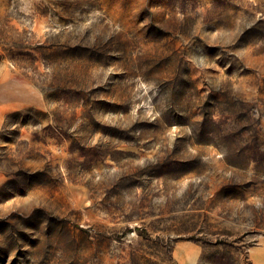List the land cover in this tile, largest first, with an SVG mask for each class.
Masks as SVG:
<instances>
[{
	"label": "rangeland",
	"instance_id": "1",
	"mask_svg": "<svg viewBox=\"0 0 264 264\" xmlns=\"http://www.w3.org/2000/svg\"><path fill=\"white\" fill-rule=\"evenodd\" d=\"M0 264H264V0H0Z\"/></svg>",
	"mask_w": 264,
	"mask_h": 264
},
{
	"label": "crops",
	"instance_id": "2",
	"mask_svg": "<svg viewBox=\"0 0 264 264\" xmlns=\"http://www.w3.org/2000/svg\"><path fill=\"white\" fill-rule=\"evenodd\" d=\"M3 113H4V111H2V112L0 111V119H1Z\"/></svg>",
	"mask_w": 264,
	"mask_h": 264
}]
</instances>
